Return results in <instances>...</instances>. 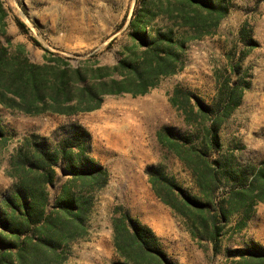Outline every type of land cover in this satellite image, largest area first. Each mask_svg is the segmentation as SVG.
Returning <instances> with one entry per match:
<instances>
[{
    "label": "rangeland",
    "instance_id": "obj_1",
    "mask_svg": "<svg viewBox=\"0 0 264 264\" xmlns=\"http://www.w3.org/2000/svg\"><path fill=\"white\" fill-rule=\"evenodd\" d=\"M226 4L229 13L217 26L207 20L199 27L203 29H193L183 21L190 7L179 0H0L6 11L0 33L4 74L39 66L36 73L44 79L47 108L53 106L54 86L63 70L69 83L59 103L86 108L95 103L89 94L93 88L102 98L94 110L28 114L7 105L11 84L0 77V124L5 133L0 139V212L15 184L12 157L27 138H36L47 149L66 144L69 138L77 148L83 140L89 157L108 173L101 188L89 190L75 180V198L90 201L86 219L81 226L75 220V225L68 223L55 232V248L41 240L53 233L47 227L16 239L1 226L0 264H134L114 246L112 219L118 206L155 231L175 264H264V202L254 205L241 229L244 210L231 215L216 251L211 242L193 234L188 218L154 194L146 173L147 168L161 165L190 194L201 195L191 171L163 147L159 132L188 139V145L200 148V137L216 116L214 108H224L229 90L239 87L243 89L239 105L220 128L221 149L209 154L213 165L214 160L229 157V172L219 181L217 200L230 198L231 188L260 187L261 176L254 179L248 171L264 172V0H226ZM141 8L157 13L151 19L147 15L148 34L172 29L176 39L186 40L179 47L176 73L159 78L143 95L104 94L103 88L116 86L113 79L119 83L125 79L114 66L121 60L140 59L148 48L129 26ZM18 18L27 30L18 26ZM101 74L108 76L101 79ZM177 88L182 95L174 105L171 97ZM205 111L208 117L200 113ZM71 176L58 168L56 181L48 186L51 217L56 216L54 202L63 187L73 186ZM33 243L39 244L37 252ZM139 261L156 264L146 257Z\"/></svg>",
    "mask_w": 264,
    "mask_h": 264
},
{
    "label": "trees",
    "instance_id": "obj_2",
    "mask_svg": "<svg viewBox=\"0 0 264 264\" xmlns=\"http://www.w3.org/2000/svg\"><path fill=\"white\" fill-rule=\"evenodd\" d=\"M179 2L183 6L190 7L186 8L190 12L185 13L183 21L193 29H203L199 27H202L207 20L217 26L229 13L226 0H179ZM148 14L152 16L151 19L157 13L141 8L134 12L129 23V26L134 28L135 37L144 45H148V48L142 52L140 59L121 60L118 65L114 66V71L125 73V79L120 83L113 79L116 86L103 88L102 93L143 95L157 85L159 78L176 73L175 63L179 57V47H183L186 40L176 39L172 29L162 34H148L150 23ZM5 17L6 11L0 7L1 34L5 27ZM17 23L22 30H27L26 24L21 19L18 18ZM150 37L152 40H149ZM34 42L37 46H41L37 40ZM244 56L241 57V60ZM55 59L61 60V58ZM3 62L4 54L3 50H0V77L9 79L11 84L9 90L12 94L8 98L9 102L7 101L9 107L17 106L28 114L52 110L69 115L100 107L101 93L94 88L89 90V94L95 103L86 108H82L80 103L78 106L68 104L64 106V103H59L58 98L66 92L69 83L66 71L63 70L59 75L58 83L54 86L53 106L47 108L45 104L47 97L43 88L44 79L36 73L40 67L30 65L25 70L18 68L4 74ZM107 76V74H101L100 77L102 79ZM127 84L130 85L126 86ZM227 84L228 81L225 85ZM181 95L182 90L177 88L175 96L171 97V102L178 105ZM242 95V88H232L227 94L228 103L226 106L214 108L213 112L216 116L212 118L210 125L201 135L200 148L188 145V139L184 140L165 131L159 132V141L183 163L185 168L191 171L201 195L190 194L177 184L161 165L151 166L146 170L148 182L154 194L175 212L188 218L193 234L211 242L216 251H218L220 237L228 225L231 215L244 210L245 219L238 223V228L241 229L246 225L254 205L259 201L264 202V172L248 168L245 171L252 172L254 179L258 175L261 176L259 189L253 188L252 185L247 188H231L228 196L230 198L225 197L217 200L216 196L221 177L229 172V157L216 159L213 165L209 154L221 149L220 128L224 120L239 105ZM71 99L70 97L66 98V103H69ZM184 99L188 100L189 97L184 94ZM200 113L205 117L209 115L206 111ZM4 135V129L0 124L1 140ZM87 138L89 139L90 136L87 135ZM84 143L82 140L81 144H78L77 150L75 141L69 138L66 144H59L54 149H47L40 146L36 138L25 139L23 145L12 157L13 173L11 175L15 177V184L11 197L4 200V208L0 212V227L8 229L16 239H19L23 234L39 232L42 231V227H47L53 233L47 238L41 237V240L50 248H55L58 241L55 235L59 234L60 228L68 223L75 225V220L76 224L81 226V223L86 219L90 201L75 198L73 188L75 180L83 181L89 190L101 188L108 182L107 171L95 164V160L89 157L87 154L89 146ZM58 168L65 169L72 175L69 182L73 186L68 184L63 187L61 196L57 197L54 202L56 216L51 217L48 212L50 205L48 186L56 181ZM244 179L241 178V180ZM114 213L112 219L114 246L117 252L126 259V262L142 264L139 258L146 257L156 264H175L167 257L161 248L157 234L149 225L133 218L122 206L115 208ZM55 232L57 234L54 235ZM3 242L4 239L0 236V243ZM38 245L37 243L32 244L35 252L39 249Z\"/></svg>",
    "mask_w": 264,
    "mask_h": 264
}]
</instances>
